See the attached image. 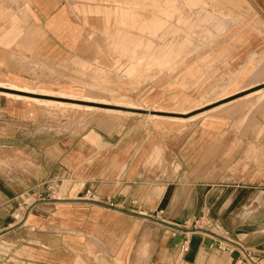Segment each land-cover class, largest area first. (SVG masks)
<instances>
[{
	"label": "crops",
	"instance_id": "obj_1",
	"mask_svg": "<svg viewBox=\"0 0 264 264\" xmlns=\"http://www.w3.org/2000/svg\"><path fill=\"white\" fill-rule=\"evenodd\" d=\"M201 2L190 21L177 13L182 2L143 20L132 9L146 2L114 13L139 35L116 28L111 46L127 59L128 77L163 81L148 97L157 107H200L264 82V0ZM41 15L52 16L47 27L61 42L83 24L68 5ZM40 47V0H0V65L11 63L14 48L40 54ZM77 65L73 73L107 80ZM251 95L259 97L247 106L259 112H242L236 136L232 118L214 113L189 123L105 117L81 132L53 133L21 168L6 160L0 264H242L246 253L264 264V168L246 160H261L264 149L244 147L248 126L263 124L264 91L239 99ZM54 187L57 196H44ZM32 192V205H23ZM186 223L196 231L182 255Z\"/></svg>",
	"mask_w": 264,
	"mask_h": 264
},
{
	"label": "rangeland",
	"instance_id": "obj_2",
	"mask_svg": "<svg viewBox=\"0 0 264 264\" xmlns=\"http://www.w3.org/2000/svg\"><path fill=\"white\" fill-rule=\"evenodd\" d=\"M130 1L146 2L144 6L142 4L132 9H135L139 20L151 18L153 14L159 15L163 8L173 10L174 4H179L180 10L181 2L184 9L177 10L179 11L177 13L181 12L184 18L193 20L196 18L197 9L202 8L201 0H40V54L36 51L28 52L14 48L11 63L0 65L6 68V71H0V169L4 170L5 165L11 161L12 168H21L24 161L30 159L29 156L36 158L40 148L51 142L53 133L81 132L91 120L96 121L100 118L155 119L189 123L214 113L232 118L230 131L236 136L240 126L236 121L242 116V112L244 111L246 117H252L259 112L255 104L247 106L250 99L259 97L258 95L239 98L255 91H264V82L224 99L206 100L200 107H157L151 104L148 99L150 92L157 91V86L163 84V81L159 82L156 79L144 81L128 77L125 73L127 59L117 54L111 46L110 34L115 32L116 28L122 31L128 29L126 26L116 24L114 13L118 9H128ZM62 5H68L83 24L79 26L81 30L77 33H64L67 37L62 38L61 42L47 27L52 16L46 15L42 18L41 12L50 13ZM172 15L171 20L175 24L178 15H175V12ZM128 31L139 35V31L135 29ZM200 34L201 31L197 32L195 29L192 34L193 40ZM75 36L78 38L75 39ZM167 40V43H177L181 40V35L169 37ZM154 42L157 47H162L161 40L156 39ZM68 44L74 46L68 47ZM191 49L189 46L186 47L180 59H185ZM77 63L89 64L92 72L100 71L107 80L73 73L78 66ZM20 91H30L34 94ZM9 94L29 99H17ZM88 100L96 103L86 102ZM75 103L80 105L76 106ZM83 105L95 109H88ZM260 121L263 124H259L261 126L259 129H256L254 123L248 126L245 148L249 143H255L264 149V118H260ZM233 143L234 139L229 140L226 143L227 147L231 148ZM241 157L239 156L235 163ZM248 158L246 157V160L250 164H262L264 168L262 155L259 156L261 160L257 162L252 159L257 157ZM247 174L251 176L256 173L249 170ZM49 185L53 186L52 183ZM54 190L55 187L46 191L47 195L44 196L48 197V194L49 197L57 196ZM33 193L28 196L31 197ZM32 198L33 201L35 197ZM193 230H196L195 226Z\"/></svg>",
	"mask_w": 264,
	"mask_h": 264
},
{
	"label": "built area",
	"instance_id": "obj_3",
	"mask_svg": "<svg viewBox=\"0 0 264 264\" xmlns=\"http://www.w3.org/2000/svg\"><path fill=\"white\" fill-rule=\"evenodd\" d=\"M32 197L30 196H26V197H22V204L25 205V206H30L32 205L33 201H32ZM198 222H196L195 225H197ZM184 230H183V233H182V236H183V240L181 242V254L182 255H186L189 253L190 251V245H191V242H192V236L193 234L195 233L196 230H193V229H190L188 224L186 223L185 226H184ZM173 235L176 236L177 233L176 232H173ZM223 250H227V248H222ZM241 263L242 264H257L254 259L246 253V256L244 259L241 260Z\"/></svg>",
	"mask_w": 264,
	"mask_h": 264
},
{
	"label": "bare ground",
	"instance_id": "obj_4",
	"mask_svg": "<svg viewBox=\"0 0 264 264\" xmlns=\"http://www.w3.org/2000/svg\"><path fill=\"white\" fill-rule=\"evenodd\" d=\"M20 92H23V93H27V94H34L33 92H30V91H20ZM3 93V92H2ZM258 93V92H257ZM6 94V93H5ZM9 95H12V94H9ZM12 97H16L17 99H29L28 97H24V96H20V95H12ZM34 99V98H33ZM69 101H73V100H69ZM75 102H78V101H75ZM79 102H85V101H79ZM86 102H88V103H96V102H92V101H86ZM62 104V103H61ZM77 103H75L74 105H76ZM62 105H69V103H67V104H62ZM77 105H80V104H77ZM76 105V106H77ZM84 107H87L88 109H95L94 107H91V106H85V105H83ZM108 106V105H107ZM83 107V108H84ZM107 110H109V111H112V110H110V109H107Z\"/></svg>",
	"mask_w": 264,
	"mask_h": 264
}]
</instances>
